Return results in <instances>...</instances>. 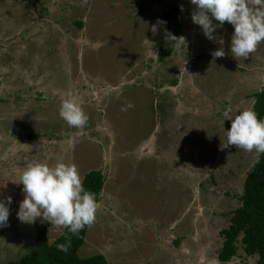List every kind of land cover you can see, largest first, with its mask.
Masks as SVG:
<instances>
[{"label": "rangeland", "instance_id": "374dc122", "mask_svg": "<svg viewBox=\"0 0 264 264\" xmlns=\"http://www.w3.org/2000/svg\"><path fill=\"white\" fill-rule=\"evenodd\" d=\"M171 1L0 0V199L12 197L0 264H18L47 222L17 218L18 177L33 161L75 163L83 179L103 171L81 257L219 263L220 232L259 157L220 150L232 122L224 113L253 109L264 84V42L248 58L234 57L233 26L225 22L209 40L192 21L195 6L181 0L186 45L174 46L157 18ZM221 47L225 56L215 57ZM74 94L89 118L82 134L60 117ZM48 223L51 242L63 229ZM257 259L240 250L225 264Z\"/></svg>", "mask_w": 264, "mask_h": 264}, {"label": "clouds", "instance_id": "9594fccd", "mask_svg": "<svg viewBox=\"0 0 264 264\" xmlns=\"http://www.w3.org/2000/svg\"><path fill=\"white\" fill-rule=\"evenodd\" d=\"M190 3L195 6L192 21L201 27L209 40L217 39L214 33L218 28H223L225 22L233 26L230 51L234 57L248 58L264 42V0H190ZM168 40L177 47L186 45L183 36L168 33ZM219 43L223 45V39ZM214 56H225L223 47L216 50ZM128 106L132 107L131 104ZM230 113L231 110L224 113L232 122L230 129L225 131L226 142L220 150L234 146L247 152L254 151L257 156L264 154V119H260L252 108ZM60 117L81 134L89 119L81 98L75 94L62 101ZM18 179L24 193L17 212V218L22 223L31 224L40 218L73 235L94 223L99 207L96 196L84 187L75 163L59 161L52 166L33 161ZM11 204V196L0 199V228L8 226ZM57 247L67 252L70 241Z\"/></svg>", "mask_w": 264, "mask_h": 264}, {"label": "trees", "instance_id": "16d2710c", "mask_svg": "<svg viewBox=\"0 0 264 264\" xmlns=\"http://www.w3.org/2000/svg\"><path fill=\"white\" fill-rule=\"evenodd\" d=\"M183 5L181 0L168 3L158 15L159 21L168 32L177 37L183 34ZM173 47L159 51L160 60L169 56ZM1 88V83H0ZM253 109L260 119H264V84L253 95ZM105 175L101 169L91 170L85 174L84 187L93 192L97 203L105 183ZM240 204L231 211L230 223L220 232L223 237L222 247L218 251L217 264H225L242 250L246 256L258 255L256 264H264V154H260L247 173L243 191L240 195ZM92 225V224H91ZM46 222L38 228L35 244L30 252L23 256L18 264H106L105 255L99 253L88 257H81L79 249L85 242L89 226H85L77 235L66 229L53 241L47 238ZM0 229V236H1ZM70 241L67 252L60 251L58 244ZM250 264V263H242Z\"/></svg>", "mask_w": 264, "mask_h": 264}]
</instances>
